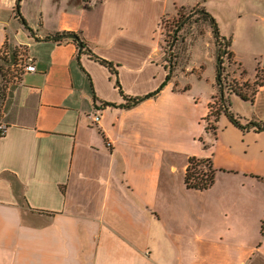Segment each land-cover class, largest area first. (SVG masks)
Instances as JSON below:
<instances>
[{
    "label": "crops",
    "instance_id": "obj_1",
    "mask_svg": "<svg viewBox=\"0 0 264 264\" xmlns=\"http://www.w3.org/2000/svg\"><path fill=\"white\" fill-rule=\"evenodd\" d=\"M200 1L0 0V53L24 45L37 67L0 87V264H264V130L221 114L207 131L218 87L200 90L189 55L156 96L120 106L117 80L131 97L162 87L161 23ZM72 32L117 74L52 39ZM247 102L230 108L264 122V86ZM191 157L215 166L207 190L185 185Z\"/></svg>",
    "mask_w": 264,
    "mask_h": 264
},
{
    "label": "rangeland",
    "instance_id": "obj_2",
    "mask_svg": "<svg viewBox=\"0 0 264 264\" xmlns=\"http://www.w3.org/2000/svg\"><path fill=\"white\" fill-rule=\"evenodd\" d=\"M4 1L3 5H6L9 0ZM175 1L193 3L196 0ZM200 4L202 7L207 8L206 10L214 18L219 31L224 37L233 39V48L241 56L239 59L242 67L233 60L234 58L229 60L227 56L223 57L224 66L226 67L224 74H227L225 81L227 84H236L237 82L245 91L250 92L255 86H251L248 90L247 87L242 86L245 82L251 85H254L256 80H258L257 82H264V0H201ZM199 9L200 7L180 8L178 5L171 9L161 23V40L166 47L176 40L182 61L183 58L189 55L190 58H188L192 61L190 63L193 67L203 66L204 81L197 83V85L201 91L209 93L213 89L216 80L217 48H214L216 45L213 47L215 39L211 31V24L198 15ZM176 26L181 28L177 29ZM11 44L13 43L11 42ZM13 46L17 48L18 58V65L11 67V72L15 73L17 69L23 70L24 58L28 54V50L24 45L16 44ZM6 52L5 50L4 54ZM244 70H246V74H243ZM15 78V76H12L10 81ZM231 100L232 107L242 113L253 110V104L242 100L236 95H232ZM213 120L214 117H211L207 123L211 129L214 126ZM209 132L214 135V130H209Z\"/></svg>",
    "mask_w": 264,
    "mask_h": 264
},
{
    "label": "trees",
    "instance_id": "obj_3",
    "mask_svg": "<svg viewBox=\"0 0 264 264\" xmlns=\"http://www.w3.org/2000/svg\"><path fill=\"white\" fill-rule=\"evenodd\" d=\"M15 11H16V15L18 16V18H20L19 20L25 25V27L28 30L33 32V29L30 26H28V24L25 21V18L20 13L19 3L16 4ZM198 15L202 16L204 20L209 21V23L211 24L210 27H211V31L215 39L214 42L217 48V54H216L217 55L216 57L217 73L215 76L216 84L218 87L217 97L216 98L214 97L215 102L210 105V112L206 118L207 119L206 121H209L211 117H214V120H213L214 126L211 129L207 125L206 126L207 131L214 130V133H215L216 131L215 122L219 120L221 114L227 115L230 118L231 122L237 125L239 128H242V129L253 128L255 130H264L263 121L251 119L243 123L241 118L238 117V115H236L235 113H233L230 108V106L232 105V102H231L232 95H236L244 101L254 102L255 95L257 91L259 90V88L264 86V82H257L258 80H256L254 81V85H251L250 83L245 82L242 86L247 87L248 90L251 88V86L252 87L255 86L253 90H251L250 92L245 91L241 86H239L237 82L236 84H232V83L227 84V82L225 81L227 78L226 76L227 74H224L226 72V67L224 66L223 57L227 56V59L229 60L234 57V54L229 50V46L231 45L230 43L231 40L227 39L226 37H224V35L221 34V32L219 31L217 27L216 21L209 14L208 11L200 8L198 10ZM179 28L181 27H177V29ZM74 34H77L79 36L78 37L79 40L77 39H72V40L78 45L80 53L89 54L92 58H94L98 62L109 67L112 73L117 74V71H116L117 69L112 63V61H109V60H106L104 58L97 56L96 52L90 46L89 42L83 38V35L81 32L74 33ZM44 39H50V36H46ZM56 41H60V39ZM176 44H177L176 40H174L172 43L169 44L168 47L163 45V49L166 53L165 57H166V61L168 62L167 67H169V71H168L165 83L162 85V87L158 88L156 91L144 97L143 96H140V97L127 96V94L124 93L121 87L122 86L121 83L117 80L116 87L118 88L120 93L124 96L125 100H127L126 102L122 103L120 106L130 109L131 107L135 106L142 100L154 97L158 93H160L162 88L165 87V85L171 80L173 76V72L177 68V63L178 61H180L179 60L180 53H179V50ZM8 48H10V50H8ZM5 50L8 52V55L4 54ZM16 51H17L16 47L5 46L4 50L1 51L0 53V87L6 86L5 83L10 81L12 76H15L18 78L22 75L23 70L21 69H17L15 73L11 72L12 71L11 67L13 65L15 66L18 62ZM244 73L246 74V70L243 71V74ZM256 79H258V77H256ZM1 91H3L2 88H1ZM3 96L4 94L1 92V97ZM104 104L110 105L111 103L104 102ZM202 141L204 142L205 147H209V144H207L208 145L207 146L203 139ZM215 173H216V169H215V166L213 165L211 158L191 157L188 162V167H186L185 185L188 187V189L207 190L215 182Z\"/></svg>",
    "mask_w": 264,
    "mask_h": 264
},
{
    "label": "built area",
    "instance_id": "obj_4",
    "mask_svg": "<svg viewBox=\"0 0 264 264\" xmlns=\"http://www.w3.org/2000/svg\"><path fill=\"white\" fill-rule=\"evenodd\" d=\"M6 55H8V53H5ZM36 64H35V60L33 58L32 55L27 54L24 58V67L23 70L24 71H33L36 72ZM102 115L101 114H94L92 119L93 122H95L96 124L99 123L100 119H101ZM6 130V126L3 124H0V136L3 134V132Z\"/></svg>",
    "mask_w": 264,
    "mask_h": 264
},
{
    "label": "water",
    "instance_id": "obj_5",
    "mask_svg": "<svg viewBox=\"0 0 264 264\" xmlns=\"http://www.w3.org/2000/svg\"><path fill=\"white\" fill-rule=\"evenodd\" d=\"M64 37L79 40V38H78L79 36L77 34H74V33H62V34L53 36L52 39L58 40V39H62Z\"/></svg>",
    "mask_w": 264,
    "mask_h": 264
}]
</instances>
